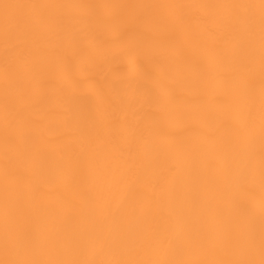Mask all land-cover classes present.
Wrapping results in <instances>:
<instances>
[{
	"label": "bare ground",
	"instance_id": "bare-ground-1",
	"mask_svg": "<svg viewBox=\"0 0 264 264\" xmlns=\"http://www.w3.org/2000/svg\"><path fill=\"white\" fill-rule=\"evenodd\" d=\"M17 2V0H9ZM28 3L97 4H220L247 0H18ZM258 2V0H256ZM30 10H24L25 13ZM112 9L80 8L53 10L66 18L78 16L79 23H68L62 34L47 45L52 55L41 58V71L29 83L27 95L17 102L13 112L22 122L23 149L31 172L25 187L34 201V227L51 233L61 246L49 248L46 256L62 257L85 233L119 232L125 222L129 227L143 224L144 213L170 237L191 239L176 258L189 260L231 259L234 254L220 246L229 229L244 232L249 223L257 236L259 259L261 179L259 120L254 145L236 153L227 149L226 139L209 141L216 119L223 113L213 103L220 86L207 92L186 87L169 96L165 72L141 59L139 64L151 78L129 65L122 55V43L112 31L93 27L92 17H107ZM140 11V10H130ZM179 29L165 33L168 51L185 43L186 33L199 37L202 45L212 47L214 40L227 37L229 47L239 35L222 17L235 15L227 9H177ZM182 18V19H181ZM215 20V22H212ZM257 65L259 58V23L255 28ZM4 46L0 40V80L3 74ZM257 108L259 74L255 76ZM224 102L229 99L224 97ZM208 113L206 120L195 115ZM122 125V127H121ZM139 131L144 140L134 139ZM104 137L108 150L118 149L113 160L97 156L98 163L119 161L126 173L120 197L125 205L117 207L100 199L91 180L77 189L75 182L87 174L85 152L89 136ZM252 156L250 167L249 155ZM19 163V161H17ZM4 165L3 93L0 84V209L3 204ZM174 169V174L169 173ZM19 185L16 188L19 189ZM129 187L131 191H129ZM133 209L135 214L132 215ZM4 257L0 255V259ZM137 258H144L143 255Z\"/></svg>",
	"mask_w": 264,
	"mask_h": 264
},
{
	"label": "snow or ice",
	"instance_id": "snow-or-ice-1",
	"mask_svg": "<svg viewBox=\"0 0 264 264\" xmlns=\"http://www.w3.org/2000/svg\"><path fill=\"white\" fill-rule=\"evenodd\" d=\"M102 8L114 10L107 17H92L93 27L109 28L115 41L122 43V55L130 66L148 78L151 73L139 64L141 59L161 68L169 81V96L186 87H198L207 92L217 85L219 95L213 103L223 108L216 119V127L209 141L227 138L229 151L236 153L242 147H251L257 139V117L259 120L261 204L258 250L254 225L244 232L229 229L220 246L231 250L234 258L216 260H189L176 258L178 250L191 246V239L173 238L162 232L153 220L144 213L145 221L135 227L128 224L119 232H91L80 236L71 246V252L62 257L46 256L49 248L60 245L53 241L51 233L34 227L32 213L34 201L26 195L25 187L31 172L28 157L23 149L24 137L20 133L22 122L14 105L27 95L29 89L24 81L31 82L41 71V58L52 55L47 48L53 36L59 37L68 23H79L78 16L66 18L53 14V10ZM227 9L235 15L222 17L239 35L236 43L229 47L227 37L214 40L208 47L199 42L195 34L186 33L183 46L174 53L168 51L170 41L163 39L165 33L179 29L181 20L177 9ZM30 10L25 13L24 10ZM140 10V11H130ZM182 19V18H181ZM259 23V58L255 50V28ZM212 22H215L213 20ZM0 40L4 46L3 93V145L4 165L3 204L0 209V264H264V0H247L220 4H97L81 5L66 3L9 2L0 0ZM259 74V101L257 108L255 76ZM224 97L229 99L224 102ZM208 113L193 118L204 121ZM122 127V125H121ZM134 139L144 140L139 131ZM115 147L111 151L104 137L91 135L85 152L88 172L77 180L69 175L67 181L75 182L77 189L88 180L94 184L97 196L123 207L127 195L120 197L121 185L126 182V173L120 171L119 161L98 163L97 156L104 153V160H113ZM19 161V163L17 162ZM250 167L252 156L249 155ZM174 169H169L174 174ZM19 185V189L16 188ZM129 191L131 188L129 187ZM132 215L135 214L133 209ZM143 255L144 258H137Z\"/></svg>",
	"mask_w": 264,
	"mask_h": 264
}]
</instances>
